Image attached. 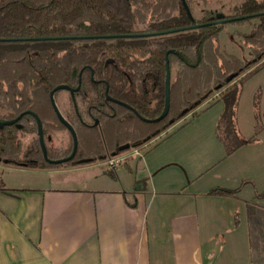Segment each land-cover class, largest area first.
Here are the masks:
<instances>
[{"label": "trees", "instance_id": "1", "mask_svg": "<svg viewBox=\"0 0 264 264\" xmlns=\"http://www.w3.org/2000/svg\"><path fill=\"white\" fill-rule=\"evenodd\" d=\"M193 8L194 0H0V164L54 169L104 161L149 144L213 97L223 103L216 136L225 155L254 140L259 130L240 137L236 113L242 84L264 68V0H233L226 11L205 8L199 16ZM235 17L243 18L222 21ZM230 24L248 31L229 32ZM187 26L194 27L180 29ZM221 32L239 38L248 56L222 50ZM134 33L148 34L29 39ZM60 132L65 144L53 145Z\"/></svg>", "mask_w": 264, "mask_h": 264}, {"label": "crops", "instance_id": "2", "mask_svg": "<svg viewBox=\"0 0 264 264\" xmlns=\"http://www.w3.org/2000/svg\"><path fill=\"white\" fill-rule=\"evenodd\" d=\"M217 102L222 107L204 133L172 135L187 116L113 170L104 161L54 169L0 164V264H264L261 129L225 155L216 136L223 103L213 97L199 107ZM226 158L233 160L230 181L222 177ZM34 175L48 181L32 182ZM217 187L238 191L210 192Z\"/></svg>", "mask_w": 264, "mask_h": 264}, {"label": "rangeland", "instance_id": "3", "mask_svg": "<svg viewBox=\"0 0 264 264\" xmlns=\"http://www.w3.org/2000/svg\"><path fill=\"white\" fill-rule=\"evenodd\" d=\"M233 0H208L207 4H204L201 0H194V8L193 14L199 16L201 11L205 8H214L220 9L223 11L227 10L229 3ZM238 29L240 31H248L247 27L241 26H233L227 25V30L229 32ZM219 43L221 49L226 51L227 53L234 54L236 56H248V49L245 47H241L239 44V38L236 36L231 37L226 32H221L219 35ZM260 91L259 96V113L260 118L258 121L254 119V106H253V97L257 91ZM64 95V94H63ZM65 96H62L65 99ZM222 104L217 102L216 104H212L210 107H199L197 109V113L187 114L188 121L182 128L178 127L174 130L172 135H183V134H190L195 135L199 133H204L206 129V125L208 124L209 120H213L216 118L217 114H219V110L221 109ZM237 109H239V122L241 124L242 132L245 136H251L255 133L256 130L261 129L258 133L259 142L255 144V150L259 152H264V68L258 71L257 73L251 75L248 79L244 81L242 84ZM252 117V118H251ZM215 120V119H214ZM183 121V120H182ZM183 123V122H182ZM180 125V124H179ZM213 132V131H212ZM31 135L26 134L23 136V144L25 145L27 141L30 139ZM67 140V135L65 132L56 133L53 136L52 144L53 145H60L65 144ZM254 146V145H253ZM252 146V147H253ZM151 147V142L146 144L140 151H138L137 155H142L147 149ZM211 151V149H209ZM264 161V160H263ZM233 160L231 158H226L222 163V167L229 168L225 169L226 175L222 176L225 181H230L232 176L230 175L233 172ZM0 178L2 179V170L0 169ZM36 178L32 182H46L48 181L45 179V176H35ZM53 180V179H52ZM54 181V180H53Z\"/></svg>", "mask_w": 264, "mask_h": 264}, {"label": "water", "instance_id": "4", "mask_svg": "<svg viewBox=\"0 0 264 264\" xmlns=\"http://www.w3.org/2000/svg\"><path fill=\"white\" fill-rule=\"evenodd\" d=\"M243 17H235V18H225L222 21L224 22H231L233 20H237V19H241ZM197 26V25H194ZM194 26H187V27H182L180 29H187L190 27H194ZM179 29H170V30H166L163 31V33H167V32H172V31H176ZM148 33H142V34H138V33H134V34H106V35H91V36H40V37H34V38H29V39H33V40H55V39H66V38H95V37H105V38H113V37H127V36H140V35H147ZM25 39V38H23ZM2 40H11V39H2ZM15 40V39H13ZM65 125L67 126V128L69 130L72 131V128L70 127V125H68L67 123H65ZM72 156V155H71Z\"/></svg>", "mask_w": 264, "mask_h": 264}, {"label": "built area", "instance_id": "5", "mask_svg": "<svg viewBox=\"0 0 264 264\" xmlns=\"http://www.w3.org/2000/svg\"><path fill=\"white\" fill-rule=\"evenodd\" d=\"M145 145L146 144H144L143 147ZM143 147L130 148L126 151H121L119 153H115V154L109 156L107 159L104 160V165L106 166L107 169L113 170L117 166H119L120 164L123 163V161L126 158L128 153L137 155L138 151H140V149H142Z\"/></svg>", "mask_w": 264, "mask_h": 264}, {"label": "flooded vegetation", "instance_id": "6", "mask_svg": "<svg viewBox=\"0 0 264 264\" xmlns=\"http://www.w3.org/2000/svg\"><path fill=\"white\" fill-rule=\"evenodd\" d=\"M203 10H204V9H203ZM217 10H218V9H217ZM63 94L66 95V96H65V99L62 97V96H64ZM66 97H67V94L63 92L62 95H61V99H62V101H65V100H66ZM61 107H62V106H61ZM61 109H62V108H61ZM58 113H59V112H58ZM59 115H60V113L58 114L59 121H60L63 125H65L66 122H65V121L62 119V117L59 116ZM66 127H67V126H66ZM29 135H30V134H29ZM30 138H31V137H30ZM28 141H29V140H28ZM28 141H27V142H28ZM26 144H27V143H26ZM124 151H126V150H124ZM118 153H119V152H118Z\"/></svg>", "mask_w": 264, "mask_h": 264}]
</instances>
